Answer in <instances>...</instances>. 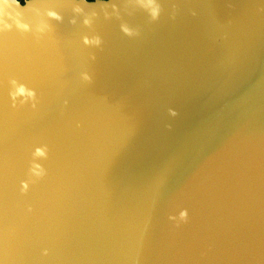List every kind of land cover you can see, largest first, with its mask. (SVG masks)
I'll use <instances>...</instances> for the list:
<instances>
[{"label": "water", "instance_id": "water-1", "mask_svg": "<svg viewBox=\"0 0 264 264\" xmlns=\"http://www.w3.org/2000/svg\"><path fill=\"white\" fill-rule=\"evenodd\" d=\"M18 2L32 32L0 34V264H264V0H159L151 23L141 0H109V19L102 0ZM12 78L35 109L11 107Z\"/></svg>", "mask_w": 264, "mask_h": 264}, {"label": "clouds", "instance_id": "clouds-1", "mask_svg": "<svg viewBox=\"0 0 264 264\" xmlns=\"http://www.w3.org/2000/svg\"><path fill=\"white\" fill-rule=\"evenodd\" d=\"M84 3H86V0H84ZM101 7L105 19L111 18L112 14H115L117 18H119V10L117 5L112 4L111 8L113 11L112 13L108 12L109 0H102ZM140 7L143 12L147 14L150 23L158 21L163 11L159 0H146V3L141 0ZM73 12L77 14H83V24L89 28H91L93 24V18L97 16L95 11H92L90 14H86L84 9L79 4L73 8ZM47 15L58 22H62L63 20V17L56 11L50 10L48 11ZM175 15L176 9L175 6H173V19L175 18ZM192 15L195 16L196 12L193 11ZM70 23L76 24V18L74 17ZM13 28L21 33L32 32L31 25L28 22H25L22 12L19 11L18 0H0V34L11 31ZM47 28L48 26L45 25L44 27L38 28L37 31L43 33ZM120 30L125 36L128 37H136L140 35L138 28L131 27L127 23H121ZM37 38L39 39V37ZM83 44L85 46L99 48L102 45V39L99 35H93L91 37L85 35L83 37ZM92 59L94 60L95 56H93ZM81 78L83 81L89 83L92 80L91 76L87 72L81 73ZM8 84L10 85L8 97L11 100L12 108H18L28 104H31L33 109L36 108L38 99L37 92L34 88H29L26 84L20 83L15 78L10 79ZM65 104H67V101H65ZM172 115L175 116L177 113L173 112ZM37 158H43L45 160L48 158L47 145L36 147L35 151L32 152V160L29 164L27 172L28 179L22 180L20 182L19 191L21 194H27L30 189V185L34 184L37 180L42 179L47 174L46 169L42 165L35 162ZM28 211H31V208H29ZM168 219L169 221L173 222L176 227H179L181 223H186L188 221V210H181L178 216L169 215ZM44 254L47 255V250H45Z\"/></svg>", "mask_w": 264, "mask_h": 264}, {"label": "trees", "instance_id": "trees-1", "mask_svg": "<svg viewBox=\"0 0 264 264\" xmlns=\"http://www.w3.org/2000/svg\"><path fill=\"white\" fill-rule=\"evenodd\" d=\"M20 1H23V0H20ZM89 1H94V0H89Z\"/></svg>", "mask_w": 264, "mask_h": 264}]
</instances>
